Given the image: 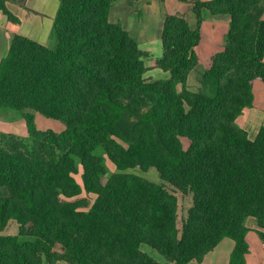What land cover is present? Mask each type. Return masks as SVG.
<instances>
[{
  "label": "trees",
  "instance_id": "trees-1",
  "mask_svg": "<svg viewBox=\"0 0 264 264\" xmlns=\"http://www.w3.org/2000/svg\"><path fill=\"white\" fill-rule=\"evenodd\" d=\"M8 1L0 11L19 24ZM58 1L55 46L14 35L0 63V111L20 112L29 133H0V230L18 225L0 235V264L200 263L224 238L235 242L229 264H246L247 219L264 241V127L251 139L237 119L264 83V0H177L193 5L196 26L166 17L153 68L169 78L158 81L110 21L118 0ZM205 15L228 16L229 29L192 92ZM27 110L66 131H38Z\"/></svg>",
  "mask_w": 264,
  "mask_h": 264
},
{
  "label": "crops",
  "instance_id": "crops-1",
  "mask_svg": "<svg viewBox=\"0 0 264 264\" xmlns=\"http://www.w3.org/2000/svg\"><path fill=\"white\" fill-rule=\"evenodd\" d=\"M120 3L123 4L126 2ZM44 4L45 13L46 11H49L50 14L55 13L57 15L59 8V5L57 6V0H26L23 7L17 3H14L12 0H9L6 4L7 8L14 16L19 19V24L11 23L8 18L0 11V63L9 52L14 35L27 37L43 46H46V30L45 33L43 28H34L31 30L29 26L31 23H28V21H32L33 18L38 17V15L43 16L44 13L41 10L44 9H38L37 7L40 6L44 8ZM115 5L113 7L116 8L117 6ZM127 5L129 8L127 11H123L124 14L122 20L117 16L115 10L112 13L113 10L111 9L109 17L110 21L112 23L121 24L124 29L130 32L132 37H134L140 45L143 44L145 46L144 49L140 48L143 52L149 54V57L145 60V65L147 61L146 67L149 69V71L146 73L147 76L145 75V78L151 81H158L157 79H154V76H156V72L154 71H156L157 68H153V64L156 60H159L162 57L154 59L152 54L153 50H156L157 39H161L165 19L171 14H180L188 19V17L191 16L189 11L193 5L180 3L177 0H146L139 2L135 0H128ZM189 19L191 20V17ZM149 21H152L151 24L156 23L158 26L154 35L153 31H151V24L148 25ZM188 23L192 28H195L196 19L193 21L191 20ZM229 23L230 18L228 16L213 17L205 15L201 30L202 40L199 46H197L194 50L198 58V66L189 75V90L191 89L194 75L197 74L199 75V78H201L203 73L207 70V59L224 50L225 36L229 29ZM51 29L53 30V26ZM51 29L50 32L52 33ZM202 60L203 63L201 64ZM200 65H203V71H198V67ZM164 75H160L161 77L159 78H162ZM166 78H169V76ZM200 85L201 83L198 80L196 88H199ZM237 125L241 129L245 130L251 139H255L260 129L264 127V83L262 81L256 80L253 83V106L243 111L242 115L237 119ZM2 128H5V126ZM14 225L16 226V233L13 235H16L18 233V225ZM246 225L249 228V232L246 237L249 246V253L246 256V264H264V241L259 235L258 231H260V229L257 221L254 218H249L247 219ZM234 247L235 242L232 239L224 238L213 251L205 256L202 262L199 263L192 261L189 264H229Z\"/></svg>",
  "mask_w": 264,
  "mask_h": 264
},
{
  "label": "rangeland",
  "instance_id": "rangeland-1",
  "mask_svg": "<svg viewBox=\"0 0 264 264\" xmlns=\"http://www.w3.org/2000/svg\"><path fill=\"white\" fill-rule=\"evenodd\" d=\"M120 2H126V3L121 4ZM127 2H128V0H121V1L118 0L117 2H115L113 4V6H114L117 3L115 5L117 7L115 8L112 6V8H111L113 10L112 13L115 10V12L117 13V16L121 20L123 19V14H124L123 11H125V10L127 11V9L129 8L127 5ZM58 5H59V1H58L57 6ZM43 7L44 8H42L40 6L37 7L38 9H44V10H41L44 13L43 16L38 15V17L33 18V20L32 21L30 20V22L28 21V23H31V25H29L31 30H33L34 28L35 29L36 28H43L44 33L46 30V32H47V34L45 36L46 47L53 48L55 46V38L53 37V34L50 32V29L54 25V22L56 19V14L55 13L50 14L49 11H46V13H45V4ZM191 10H192V6H191V9L189 11V13H191V16H189L187 19L188 22L191 20L193 21L195 19V16L191 12ZM110 12H111V10H110ZM208 16H210V15H208ZM190 17H191V20L189 19ZM151 22L152 21H149L148 25H150ZM26 24H27V22H26ZM157 27L158 26L156 23L151 24V31H153V35L155 34ZM48 29H49V31H48ZM140 48L144 49L145 46L143 44H141ZM162 48L163 47H162L161 39L158 38L156 50H153V54H152L154 59H158V58L162 57V54H163ZM202 63H203V60H202L201 64ZM146 65H147V61H146ZM202 69H203V65L202 66L200 65L198 67V71H201ZM154 72H156V74H155L156 76H154V79H157V80L165 79L166 77L169 76L168 74H165L160 69H156V71H154ZM162 74L163 75L165 74V75L162 78H159V77H161L160 75H162ZM198 80L199 81L201 80V78H199V75H197V74L194 75V79L192 81L193 86L191 84L190 91H192V92L202 91L201 85L199 88H196ZM26 112L34 115V120H35V124H36L38 131L44 132V131L51 130L57 134H60V133H63L64 131H66V129H67L66 124L63 122L47 118V117L41 115L40 113H37V112L32 111V110H27ZM4 126H5V128H2ZM1 128H2V130L0 131V133H3V134L13 135V136H15L17 138H21V139H28V137H29V133H28V130L26 127L25 120L23 119L21 113L18 111H15V110L0 111V129ZM101 154L105 159V166L108 169V175L115 173L116 172L115 166L108 160V158L106 157L104 152L101 151ZM130 173H134V174L139 175L141 177L149 178L151 180H155V181L158 180L157 172L154 170L150 171L149 173H143L139 170H133V171H130ZM81 174H82V168L80 167V174L75 176V178L77 179V181L80 184H82V180H81V176H80ZM89 198L94 200L95 197L90 196ZM15 233H16V226L13 223H10L9 226L6 227L4 230H0V235H13ZM142 249L144 252L148 253L149 255H151L156 260L163 262V258L158 253H156L154 250H152L149 246L144 245L142 247Z\"/></svg>",
  "mask_w": 264,
  "mask_h": 264
}]
</instances>
